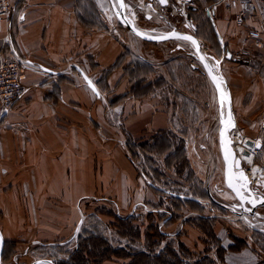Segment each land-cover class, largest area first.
<instances>
[{
    "label": "crops",
    "instance_id": "0c3cea01",
    "mask_svg": "<svg viewBox=\"0 0 264 264\" xmlns=\"http://www.w3.org/2000/svg\"><path fill=\"white\" fill-rule=\"evenodd\" d=\"M107 2L15 0L12 14L0 23V61L15 58L22 63L24 88L12 110L0 118V212L4 214L0 228L7 237H68L78 221V206L85 197L104 195V202L111 205L126 209L130 205L139 206V202H132L137 197L128 195V191L139 185L136 169L126 147L120 144L127 139L139 140L168 132L183 136L188 146L193 138L205 139L208 133L205 123L206 120L210 123V119L205 118L200 107L197 117L192 106L199 104L189 94L176 92L175 84H171L173 95L169 100L162 91L142 99L129 92L131 84L125 65L132 57L127 52L131 50L132 38L117 32L108 22ZM210 4L204 0L200 7L205 18V9ZM138 7L145 9L146 6ZM216 12L215 18L209 21L223 45H227V28L244 36V29L240 33L230 22L229 14L222 8ZM239 47L238 42L234 50L227 45L224 56L216 62L235 61L226 55ZM121 56L123 64L117 66ZM159 68L160 72L155 69V73L167 77L164 66L161 64ZM84 76L94 84L96 93ZM181 99L186 101L179 103ZM231 101L233 109L232 95ZM194 123H204V132L197 133ZM179 127L183 129L178 130ZM99 172L102 177L95 178ZM5 175H9V180L4 179ZM256 179L264 180L259 176L252 181ZM208 186L206 193L211 200L213 190L210 183ZM8 188L31 189L33 195L17 194L16 198L4 195L3 190ZM100 188L105 194H95ZM219 189L224 207L227 202H236L224 181ZM117 191L118 194L123 191L120 199L115 194ZM40 196H43L44 212L37 209ZM52 197L58 202L52 201ZM13 206L18 214L25 209L27 223H31L20 232L18 224L25 221L14 214ZM53 222L59 224L53 225ZM189 231L194 232L190 228ZM215 234L225 249L220 264H264V253L258 249L246 246L231 250L223 243L222 234Z\"/></svg>",
    "mask_w": 264,
    "mask_h": 264
},
{
    "label": "rangeland",
    "instance_id": "374dc122",
    "mask_svg": "<svg viewBox=\"0 0 264 264\" xmlns=\"http://www.w3.org/2000/svg\"><path fill=\"white\" fill-rule=\"evenodd\" d=\"M104 1L106 3V0ZM194 1L191 6L199 7V9L190 12L186 10V7H177L174 3L164 10H159L158 13L147 8L146 0H125V4L129 16L141 30H154L155 33L161 34L170 31L174 26L198 39L204 56L212 67L227 80L237 123V130L235 129L231 136L234 144L244 146L246 139L262 143L260 150L257 151L253 147H250V150L254 156V165H258L262 169L261 178L264 179V68L257 72L250 67V64L233 60L216 62L218 61L216 58L213 61L211 57L217 51L214 45L215 39L213 37L211 39L208 23L200 9L204 0ZM205 2L209 3L207 0ZM138 5L146 7L145 9L140 8ZM146 9L147 13L144 12ZM220 11L221 8H218V12ZM105 14L108 22L114 26L117 32H121L126 38H132L131 50L127 49L132 57L128 63L126 62V67L134 94L137 97H149L156 95V91H162L166 99L169 100L173 95L171 84H175L176 92L189 94L199 104L192 106L196 116H199L198 109L200 107L206 114L205 118L210 119V123L208 120L205 123L209 128L208 133L205 139L203 136L199 139L193 138V142H189L188 146L181 135L165 134L161 138H157L156 135H148L139 140H124L120 146L127 147L128 157L133 158L132 164L136 169L135 174L139 183L136 189L133 187L128 191V195L137 197V200L132 202H139V206L132 207L130 205L131 207L128 206L126 209L120 205L104 202V195L85 197L81 200L83 204L78 206V221L69 231L68 237L63 239L37 236L28 239L7 237L0 228L4 241V255L1 264H31L40 259L52 260L54 264H75L73 258L84 253L83 264H131L134 259L130 260L129 252L137 254L139 251L145 252L149 256L150 260H144L146 264H177L172 255L180 261L182 260L181 264H196L202 259L213 260L217 263L216 253L220 245V238L216 236V232L220 236L222 234L223 243L226 246L229 245V248L231 246L239 248L248 246L264 253V222L257 217L237 216L236 212L239 210H232L237 201L235 203L234 200L227 202L224 207L219 199V187H223L224 178L222 179L223 161L219 153L218 141V103L215 89L205 75L203 66L195 57L193 46L182 39L150 43L135 37L116 19L109 0L106 4ZM146 15L150 19H146ZM188 16L194 19L195 26H193L195 29L197 27V31L193 32L189 28L184 29L183 23H186L184 18ZM229 16L231 15L229 14ZM230 22H232L231 19ZM236 31L238 32V29ZM226 34V42L230 50H234L237 42L239 45L243 42L244 36L234 34L232 28H230V32L227 28ZM173 56L176 58L170 59ZM161 64L164 66L167 77H164L163 73L154 71L157 69L160 72ZM146 83L149 84L148 87ZM183 101L186 100L181 99L179 103ZM203 125L204 123L194 126L197 133L204 132ZM181 129L183 128L179 127L178 130ZM190 133L192 134V128ZM237 136L238 141L235 139ZM164 139L166 143H164ZM178 149L185 150L184 157H180V160L171 155L178 152ZM244 161L243 167L245 170H249L251 166L246 160ZM94 176L95 178L102 177V173H95ZM3 177L9 180V175ZM209 183L213 190V196L211 200L205 201L206 206H204L205 202L198 200L197 197L207 192L206 187ZM215 187H217L216 190H214ZM95 192V194H99L104 191L100 188ZM3 193L4 195L10 194L15 198L17 194H20L21 197L24 195L30 197L31 194L33 195V190L8 188L4 189ZM118 193V191L115 192V194ZM121 197H123V191L117 195L118 199ZM52 198V201L58 202L56 197ZM181 200H195V203L184 205ZM40 201L41 203H37V209L44 212L43 196H40ZM53 206L50 208L53 209ZM221 206H223L222 209L224 208L223 211ZM15 208L13 206V211ZM21 211L22 214H18L16 211L14 213L25 221V223L19 222L18 232L27 228L29 224L31 225V223H27L26 210L22 208ZM213 213H216L217 216H213ZM179 217H182V220L174 222ZM229 217L233 220H229ZM3 218L4 214L0 212V222ZM206 218L212 221L207 223L199 221ZM237 218L244 221L239 222ZM188 220L196 222L193 221L192 228L190 227L194 232L188 231L183 226ZM58 224L53 222V225ZM1 225L0 223V227ZM196 227H202L201 231H198ZM184 233L185 235H183ZM236 239L240 241H235ZM102 245L110 250L107 258H99L100 254L97 253ZM112 252L116 255H112ZM169 252L172 255L168 254ZM139 260V258L136 259L135 264H138ZM207 263V260L200 262V264Z\"/></svg>",
    "mask_w": 264,
    "mask_h": 264
},
{
    "label": "water",
    "instance_id": "95a60500",
    "mask_svg": "<svg viewBox=\"0 0 264 264\" xmlns=\"http://www.w3.org/2000/svg\"><path fill=\"white\" fill-rule=\"evenodd\" d=\"M148 1L149 7L154 11H157V7L166 8L169 6L168 0H166L165 3H160V0ZM186 1L190 2L191 0ZM109 2L112 11L119 23L135 37L145 42H167L173 39H177V36L191 37V40H182L188 41L193 46L195 51V57L203 66L205 75L208 77L216 92V98L219 109L218 141L220 147V154L223 161V177L226 188L233 194L235 200L237 201V204L234 205V207L239 210V212H236V215L240 217L243 215L257 217L264 222V192L258 190V185H260V179L252 181L249 178L248 173L243 167V161L241 157L237 154L233 146L231 134L236 129L237 123L234 117L231 95L228 90L227 83L222 77V75L219 74L217 70L212 67L207 58L204 56L203 52L201 51V45L198 39L192 34L177 30L175 27H173L170 31L161 34L155 33L154 30H141L136 26L135 21L126 12L125 0H122L124 7L120 6L121 0H109ZM188 9L194 10L195 8L189 6ZM191 29L195 31L194 26H191ZM137 33H140V35H137ZM192 41H195V43H193ZM226 58L231 59V53L229 51L227 52ZM212 59L213 61H215L214 58ZM84 77L88 85L96 93L97 91L94 84L86 76ZM222 132L224 133L223 136L221 135ZM245 145L251 148L253 147L257 150L261 148V143H255L254 141L248 139L245 140ZM226 152L229 154L227 160L225 159ZM241 155L249 156L250 153L248 150H243ZM241 173L244 177L247 178L246 186H243L244 180L239 179ZM229 183H232L233 187H229ZM237 190L243 195V200H241L240 195L237 194ZM260 209L262 210L261 213H259L258 211ZM3 248L4 241L0 233V264L2 259ZM31 264H54V262L49 259H40L32 262Z\"/></svg>",
    "mask_w": 264,
    "mask_h": 264
},
{
    "label": "built area",
    "instance_id": "2783aa9c",
    "mask_svg": "<svg viewBox=\"0 0 264 264\" xmlns=\"http://www.w3.org/2000/svg\"><path fill=\"white\" fill-rule=\"evenodd\" d=\"M15 0H0V23L7 21L13 12ZM178 6L193 5L185 0H176ZM218 8L230 14L232 23L241 31L244 39L231 57L243 64H250L255 71L264 68V0H212L206 7V17L213 20ZM189 26L188 20L186 23ZM256 63V64H255ZM22 63L15 58L0 61V117L12 110L21 98L24 88L21 82Z\"/></svg>",
    "mask_w": 264,
    "mask_h": 264
},
{
    "label": "trees",
    "instance_id": "16d2710c",
    "mask_svg": "<svg viewBox=\"0 0 264 264\" xmlns=\"http://www.w3.org/2000/svg\"><path fill=\"white\" fill-rule=\"evenodd\" d=\"M207 2H209V3H211L212 2V0H207ZM198 12V11H197ZM195 13V12H194ZM206 21H207V23H208V32H209V35L211 36V39H212V37L215 39V47H216V51L218 52H215L214 53V57L213 58H216V59H219V58H222L224 55V50H227V45L226 44H224L223 45V43L221 42L222 40H221V38H220V36H219V34H218V31L215 29V27L212 25V23L209 21V19L208 18H206ZM192 22H193V24H194V19L192 18ZM195 26V25H194ZM196 31H197V27H196ZM213 49V48H212ZM230 52V51H229ZM231 53V52H230ZM231 59H233V58H231ZM235 62H238V61H236L235 60ZM121 63L123 64V56H121L120 58H119V60L117 61V66L118 65H121ZM124 66V65H123ZM125 72H127V75L129 74V72H128V68L126 67V65H125ZM147 84V83H146ZM145 84V85H146ZM145 85H144V87H145ZM148 85L149 84H147L146 86L148 87ZM137 87H138V85H137ZM136 88V87H135ZM133 96H135V98H137V99H142V98H145V97H137L135 94H134V92H133V88L131 87L130 88V91H129ZM117 101H118V99H117ZM0 118H2V117H0ZM172 135L171 133H168V132H160V133H158V134H156V137L157 138H161L162 137V135ZM155 136V135H154ZM184 140V139H183ZM164 141V143H166V140L164 139L163 140ZM185 141V140H184ZM127 148V147H126ZM184 154H185V150L184 149H182V150H179L178 149V152H175V153H172L171 155L175 158V159H181L180 157H184ZM132 161L134 162V160H133V158H132ZM204 192V191H203ZM198 198V200H200V201H206V200H208V196H207V193L206 192H204V194L202 195V196H200V197H197ZM178 201H180V200H178ZM183 203H184V205H186L187 203H195V200L193 201V200H181ZM222 210V209H221ZM125 220V219H124ZM128 220H130V219H128ZM178 220L179 221H181L182 220V217L180 218L179 217V219H177V220H174V222H178ZM192 220V219H191ZM191 220H188L187 222H185V224H183V226H185L187 229H188V231H189V228L191 227V225L193 224V221H191ZM199 221H203V222H205V223H207V222H210V221H212V220H210V219H200ZM195 222V221H194ZM196 223V222H195ZM192 228V227H191ZM197 228V227H196ZM198 229V231H201V229H202V227L201 228H197ZM183 235H185V233L183 234ZM235 241H240L239 239H236ZM183 244V243H182ZM5 247H6V245H5ZM242 247V246H241ZM181 249H182V245H181V247H180ZM99 251L97 252L98 254H100L99 255V258H102V257H104V258H107V256L109 255V249H107L106 248V246L105 245H102V247H99ZM229 249H231V250H239V249H241V248H239V247H234V246H231ZM79 253H81V252H79ZM130 253V256H129V258H130V260L131 259H134V261L132 262L133 264H135L137 261H135L136 259H140L139 260V263L138 264H146L145 262H144V260H146V259H149L150 260V258H148L149 256L148 255H146L145 254V252H142V251H139L137 254L135 253H131V252H129ZM224 253H225V249H223L220 245H219V247H218V252L216 253V260L218 261L217 263L216 262H214L213 260L212 261H209V259H202L201 261H203V260H207V264H220V263H222L223 262V256H224ZM82 254V253H81ZM85 254V253H84ZM84 254L83 255H78V256H75L74 258H73V260H74V262H76L75 264H83L84 263V258H83V256H84ZM86 254H90V253H86ZM92 254V253H91ZM168 254H170V255H172L170 252L168 253ZM4 255V251H3V254H2V256ZM112 255H116L114 252H112ZM93 256V255H92ZM206 256V255H205ZM172 257L174 258V260L176 261V263L178 264H181L183 261L181 260H179V259H177L175 256H173L172 255ZM94 258V257H93ZM95 258H98V256H95ZM2 259H3V257H2ZM108 259H109V257H108ZM200 261V262H201ZM101 262H103V261H101ZM131 262V261H130ZM200 262L198 261V263H196V264H200ZM131 263V264H132ZM64 264H66V263H64Z\"/></svg>",
    "mask_w": 264,
    "mask_h": 264
},
{
    "label": "bare ground",
    "instance_id": "6f19581e",
    "mask_svg": "<svg viewBox=\"0 0 264 264\" xmlns=\"http://www.w3.org/2000/svg\"><path fill=\"white\" fill-rule=\"evenodd\" d=\"M204 52H205V51H204ZM236 130H237V129H236ZM235 139H237V141H238V140H239V139H238V136H237V138L235 137ZM235 141H236V140H235ZM234 143H235V142H234ZM244 144H245V143H244ZM233 146H234V149H235V151L237 152V154L240 155L242 161H243V160H246L247 163H248V165L251 166L250 169L248 170V176H249V178H250V179H251V178H252V179H255V178L261 176L262 173H263V171H262V169H260V168L257 167L256 165H254V162H253L254 158H253V155L251 154L252 151L250 150V147H248V146H246V145H244V146H238V145H236V144H234ZM242 150H248V151H250V152H249L250 155H249V156H242V155L240 154ZM252 179H251V180H252Z\"/></svg>",
    "mask_w": 264,
    "mask_h": 264
},
{
    "label": "flooded vegetation",
    "instance_id": "af4514ba",
    "mask_svg": "<svg viewBox=\"0 0 264 264\" xmlns=\"http://www.w3.org/2000/svg\"><path fill=\"white\" fill-rule=\"evenodd\" d=\"M168 1H169V6H170L172 3H174V4L177 5V7H179L178 4H177V1H176V0H168ZM185 1H186V0H185ZM186 2H187V1H186ZM190 2H193V3H194L195 1H194V0H191ZM190 2H187V3H190ZM146 4H147V6H149V1H148V0H146ZM146 4H145V5H146ZM169 6H168V7H169ZM189 6H190V5H187V6H186V10H189V9H188ZM191 7H193V6H191ZM166 8H167V7H166ZM193 8H195V7H193ZM156 9H157V11H154L153 9H151V10H153L154 13H158L159 10H161V9L164 10L165 8H158V7H157ZM195 9L198 10L199 7L195 8ZM195 9H194V10H195ZM190 11H191V10H189V12H190ZM162 16H165V15H162ZM182 17H183V15H182ZM145 18H146V19H150L149 16H147V15H146ZM184 19H185V21L188 20V23H189V26H188L187 24H183L184 29H185V28H189V29H191V26L194 25L193 22H192V17L188 16V17H185ZM173 27H174V26H172V28H173ZM172 28H171V29H172ZM177 30H178V29H177ZM191 30H192V29H191ZM195 30H196V29H195ZM192 31H193V30H192ZM194 32H195V31H194ZM234 117H235V116H234ZM236 125H237V124H236ZM232 133H233V132H232ZM231 136H232V134H231ZM231 138H232V137H231ZM232 140H233V139H232ZM255 143H258V142H255ZM259 143H260V142H259ZM233 145H234V142H233ZM261 147H262V143H261ZM260 149H261V148H260ZM260 149H259V150H260ZM256 150H257V149H256ZM242 151H243V150H242ZM242 151H241V153H242ZM257 151H258V150H257ZM249 152H250V151H249ZM239 156H240V155H239ZM243 163H244V162H243ZM243 166H244V165H243ZM244 169H245V168H244ZM259 182H260V185H258V190L264 192V181H263V180H262V181L260 180ZM234 198H235V197H234ZM232 210L237 211V209H236L234 206L232 207ZM258 211H259V210H258ZM259 213H261V212L259 211Z\"/></svg>",
    "mask_w": 264,
    "mask_h": 264
},
{
    "label": "snow or ice",
    "instance_id": "6c2138e0",
    "mask_svg": "<svg viewBox=\"0 0 264 264\" xmlns=\"http://www.w3.org/2000/svg\"><path fill=\"white\" fill-rule=\"evenodd\" d=\"M165 2H166V0H160V3H165ZM120 6L124 7V4H123L122 0H121V3H120ZM137 35H140V33H137ZM177 39L191 40V37L177 36ZM192 42L195 43V41H192ZM201 59H203V58H201ZM221 135L223 136L224 133L222 132ZM228 156H229V154L226 152V154H225V159L226 160L228 159ZM239 179L244 180V185L243 186H246L247 178L244 177L242 173L240 174ZM229 187H233L232 183H229ZM234 190H236V189H234ZM237 194L240 195L241 200L244 199L243 195L238 190H237Z\"/></svg>",
    "mask_w": 264,
    "mask_h": 264
}]
</instances>
